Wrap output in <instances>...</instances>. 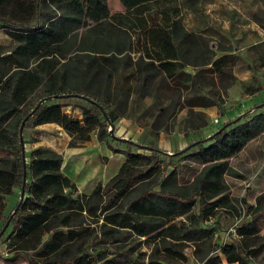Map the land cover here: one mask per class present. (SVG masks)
I'll list each match as a JSON object with an SVG mask.
<instances>
[{
	"label": "trees",
	"instance_id": "trees-1",
	"mask_svg": "<svg viewBox=\"0 0 264 264\" xmlns=\"http://www.w3.org/2000/svg\"><path fill=\"white\" fill-rule=\"evenodd\" d=\"M168 1L118 0L121 11L112 14L107 0H0V28L8 29L13 42L7 52L0 48V151L5 153L0 156V238L8 230L4 244L10 255L23 256L26 264H138L130 259L133 249L118 255L104 246L89 251L90 239L117 244L125 232L162 252L170 264L186 259L182 246L210 242L203 231L212 228L205 229L204 222L218 207H229L224 181L232 173L229 160L264 133V105L256 114L246 111L225 123L184 156L165 154L166 164L153 148L123 150L118 172L89 194L79 193L62 172L59 154L39 146L26 162L21 145L22 127L55 124L69 136L70 148L95 136L111 149L120 141L111 131L125 116L129 96H134L131 104L159 99L155 78L196 85L204 72L219 80L233 76L236 58L216 57L207 40L183 28ZM186 67L198 71L191 75ZM132 79L130 91L126 84ZM71 98L78 117L59 103ZM173 159L200 166L185 187L176 167L166 171ZM15 190L17 200L5 214L4 199ZM261 203L258 198V209ZM191 207L196 211L188 215ZM214 227L221 228L218 221ZM258 233L253 224L238 227V239L219 246L225 264H264V236ZM205 264L219 261L209 258Z\"/></svg>",
	"mask_w": 264,
	"mask_h": 264
},
{
	"label": "rangeland",
	"instance_id": "rangeland-1",
	"mask_svg": "<svg viewBox=\"0 0 264 264\" xmlns=\"http://www.w3.org/2000/svg\"><path fill=\"white\" fill-rule=\"evenodd\" d=\"M168 2L177 8L179 18L186 29L193 30L199 37L207 36L211 46L215 47L219 40L229 46L230 54L238 61L234 69L231 68L235 76H225L223 80H219L217 76H201L202 84L196 85L193 82V85H189L180 79L167 81L164 78H155L154 86H160L159 99L155 102L151 97L143 104H131L134 96H129L125 116L115 122L111 131L120 141L113 142L111 149L94 137L80 147L70 148L69 136L56 125L24 126L21 131V145L26 162L30 161L29 155L33 149L39 146L47 147L62 157V172L71 177L78 192L89 194L98 184L104 187L118 172L125 160L123 150L127 148L131 152H142L137 150L136 146L159 150L163 153L160 159L166 164L170 157L168 155L180 152L184 156L186 150L193 148L198 142L208 140L212 133L244 112L247 111L248 115L257 113L264 105V97L244 99L243 93L244 85L260 87L259 79L264 82V69L257 68L259 62L257 58H253V52L250 51L256 46L264 49V43H260L259 37V32L264 28V0ZM107 6L112 14L121 11L118 0H107ZM255 22L260 27H257ZM214 33L216 36H211ZM12 46L8 29L1 28L0 48L7 52ZM248 58L255 60L253 64L246 65ZM135 83L134 79L128 80L126 89L128 87L131 91ZM223 86H226L227 90H224ZM205 101L213 105L208 108L188 107L191 103L201 105ZM59 103L63 105L62 109L73 117L80 115V109L74 99H63ZM108 130H111V127ZM4 154L0 151V156ZM172 161L175 163L167 166L166 171L169 173L173 166L176 167L179 172L178 183L184 187L200 169L197 163L188 159ZM229 167L232 173L224 177L228 187L226 204L229 207H218L204 222L205 229L212 228L210 232L203 231L210 242L202 246H182V254L186 259L175 260L170 264H205L209 258L218 259L219 264H225L219 246L238 239L235 230L242 225H256L259 236H264V134L250 142L237 157L229 160ZM17 193L18 190H15L12 196L4 199L5 214L14 206ZM258 198L262 200L259 209ZM195 211L196 208L191 207L187 214L192 215ZM215 221H218L221 227L217 231L214 227ZM186 226L193 227L188 221ZM6 234L8 230H5L4 236L0 238V264H26L23 256H12L5 250ZM119 238L117 244H103L97 238L90 239L89 251L104 246L109 254L118 255L126 249H133L130 259L136 260L138 264H169L163 261L162 252L154 253L153 246L142 244V238L125 232Z\"/></svg>",
	"mask_w": 264,
	"mask_h": 264
},
{
	"label": "crops",
	"instance_id": "crops-1",
	"mask_svg": "<svg viewBox=\"0 0 264 264\" xmlns=\"http://www.w3.org/2000/svg\"><path fill=\"white\" fill-rule=\"evenodd\" d=\"M256 23V22H255ZM256 26L257 27H260L259 25H258V23H256ZM183 28L186 30V31H190V32H192V33H194V34H196V35H198L196 32H194L193 30H189V29H186L184 26H183ZM264 31V28H262V30L259 32V37H260V43L262 42V43H264V40H263V36H262V32ZM211 36H216V33H214V34H211ZM201 37H203L205 40H207V38L204 36V35H201ZM209 39V38H208ZM207 42H208V40H207ZM209 43V45H210V47H211V49H213V50H215V53H216V57H220V56H222V55H225V54H230L231 52H230V48H229V46L228 45H225V44H223L222 42H220V40H219V42H216V46L214 47L213 45L211 46V43L210 42H208ZM224 48L225 49V51H219V49H221V48ZM250 51H251V53L253 54V58L254 59H256L257 58V60H258V62H259V65L257 66V68L259 67V68H261L260 70H262V69H264V49H260L259 48V46H256V47H254V48H251L250 49ZM246 53V52H245ZM248 53H250V52H248ZM232 55V54H231ZM255 55H257V56H255ZM255 61V60H254ZM254 61H251V58H248V61L246 62V65H251V64H253V62ZM236 62H238V61H236ZM236 62H235V65H236ZM234 65V66H235ZM234 66L232 67V70L234 69ZM209 67V66H208ZM184 71L186 72V73H189V74H191V75H193V74H195L197 71H198V69H194V68H191V67H186V68H184ZM231 74H232V71H231ZM233 76H235V74L233 73L232 74ZM203 76H214V74H211V73H208V72H204L203 73ZM264 76V75H263ZM245 79V78H244ZM247 79V78H246ZM263 79H264V77H263ZM259 84H260V87L259 86H255V87H253L252 85L251 86H249V85H244L245 86V90H244V99H249V98H251V99H253V97H264V82L262 81V79H259V82H258ZM224 87V86H223ZM223 90V89H222ZM225 90H227V87L225 86ZM224 91V90H223ZM148 99H150V97H148L147 99H145L144 101H146V100H148ZM188 107H190V108H192V107H202L200 104H194V103H191L190 104V106H188ZM208 108V107H207ZM47 125H50V124H47ZM52 125H55V124H52ZM57 126V125H56ZM57 127H59V126H57ZM60 128V127H59ZM61 129V128H60ZM264 133H262L261 135H263ZM260 135V136H261ZM260 136H258V137H260ZM95 139H96V137L95 136H93ZM257 137V138H258ZM257 138H255V139H257ZM93 138H91V140H92ZM254 139V140H255ZM70 140V139H69ZM90 140V141H91ZM97 140V139H96ZM254 140H252V141H254ZM252 141H250V142H252ZM249 142V143H250ZM248 143V144H249ZM247 144V145H248ZM246 145V146H247ZM246 146H245V148H246ZM244 148V149H245ZM243 149V150H244ZM242 150V151H243ZM63 165V164H62ZM65 175H67V174H65ZM70 179H71V177L69 176V175H67ZM72 180V179H71ZM73 181V180H72ZM74 182V181H73ZM94 188V187H93ZM93 188H92V190H93ZM91 190V191H92ZM90 191V192H91ZM79 193H82V192H79ZM86 194V193H85Z\"/></svg>",
	"mask_w": 264,
	"mask_h": 264
},
{
	"label": "water",
	"instance_id": "water-1",
	"mask_svg": "<svg viewBox=\"0 0 264 264\" xmlns=\"http://www.w3.org/2000/svg\"><path fill=\"white\" fill-rule=\"evenodd\" d=\"M44 101V100H43ZM42 101V102H43ZM41 102V103H42ZM23 164H24V161H23ZM24 183H25V173L23 174V182H22V184L24 185ZM21 197H22V195H21ZM16 210H14V212H15ZM6 227H7V224L3 227V230L1 231V234L4 232V230L6 229Z\"/></svg>",
	"mask_w": 264,
	"mask_h": 264
},
{
	"label": "built area",
	"instance_id": "built-area-1",
	"mask_svg": "<svg viewBox=\"0 0 264 264\" xmlns=\"http://www.w3.org/2000/svg\"><path fill=\"white\" fill-rule=\"evenodd\" d=\"M0 31H1V28H0ZM262 36H263V40H264V31L262 32ZM215 122H218L217 119H214Z\"/></svg>",
	"mask_w": 264,
	"mask_h": 264
}]
</instances>
